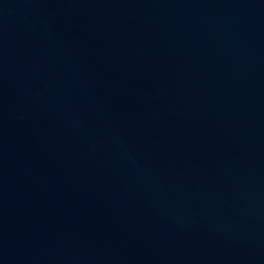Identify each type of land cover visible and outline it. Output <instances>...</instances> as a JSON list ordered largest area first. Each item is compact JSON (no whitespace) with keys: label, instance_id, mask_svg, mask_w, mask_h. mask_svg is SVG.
Instances as JSON below:
<instances>
[{"label":"water","instance_id":"1","mask_svg":"<svg viewBox=\"0 0 264 264\" xmlns=\"http://www.w3.org/2000/svg\"><path fill=\"white\" fill-rule=\"evenodd\" d=\"M0 264H264V0H0Z\"/></svg>","mask_w":264,"mask_h":264}]
</instances>
